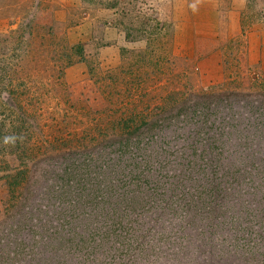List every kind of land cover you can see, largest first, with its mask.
<instances>
[{"label":"trees","instance_id":"obj_1","mask_svg":"<svg viewBox=\"0 0 264 264\" xmlns=\"http://www.w3.org/2000/svg\"><path fill=\"white\" fill-rule=\"evenodd\" d=\"M12 90L11 108L0 112V183L7 190L0 264H236L239 249L244 262H264V204L241 194L229 196L231 206L218 202L221 144L210 132L216 121L210 124L209 110L202 126L178 111L152 120L144 112L141 124L113 135L100 121L93 138L86 104L87 135L77 140L63 134L74 131L69 111L48 135L41 114L29 112L21 105L25 94ZM195 105L196 115L204 108ZM257 121L241 129L263 134V109ZM180 187L202 188L187 197Z\"/></svg>","mask_w":264,"mask_h":264},{"label":"rangeland","instance_id":"obj_2","mask_svg":"<svg viewBox=\"0 0 264 264\" xmlns=\"http://www.w3.org/2000/svg\"><path fill=\"white\" fill-rule=\"evenodd\" d=\"M191 2L32 0L18 5L14 0H0V112L11 108L7 91L13 89L25 94L21 105L41 114L40 125L46 126L48 135L52 136L50 132L58 127L64 110L69 111L74 131L63 134L77 140L87 135L83 130L89 120L82 110L86 104L93 113L87 127L93 138L100 136V121L112 129L113 135L141 124L139 115L144 112H152L147 119L152 120L167 110L171 115L178 111L187 123L198 122L199 126L210 117V124L216 121V127H209L210 132L221 144V161H217L220 172L213 176L224 184L218 202L231 206L229 196L241 194L263 205L264 132L255 136L241 127L258 125V115L264 110V63L246 54L245 39L240 37L224 48L222 76H202L193 54ZM51 9V16L41 15ZM58 22L60 26H55ZM263 22L264 0H247L244 29ZM13 80L20 87H9ZM196 103L198 109H204L195 115ZM182 107L185 110L181 111ZM204 110H209L205 119ZM11 158L12 163H21ZM204 164L213 175L214 165L207 161ZM239 173L245 175L244 181L242 176L235 179ZM201 188L180 187L187 197ZM6 198L7 190L0 183V220ZM190 208L193 204L188 203ZM255 249L249 253L250 258ZM236 257V264H251L243 261L246 255L241 249ZM253 264L264 262L257 258Z\"/></svg>","mask_w":264,"mask_h":264},{"label":"crops","instance_id":"obj_3","mask_svg":"<svg viewBox=\"0 0 264 264\" xmlns=\"http://www.w3.org/2000/svg\"><path fill=\"white\" fill-rule=\"evenodd\" d=\"M14 1L18 2V5L32 2ZM246 4L247 0H192L189 27L192 38L194 36L195 39L193 54L198 58L202 76L206 78L222 76L226 62V44L240 37L245 39L246 54L255 59V62L259 63L261 60L264 63V22L245 30L243 11ZM53 13L51 9L42 11L41 15L51 16ZM55 24L60 26V22Z\"/></svg>","mask_w":264,"mask_h":264}]
</instances>
